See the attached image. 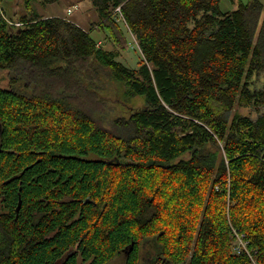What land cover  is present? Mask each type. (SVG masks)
<instances>
[{"label": "trees", "instance_id": "trees-1", "mask_svg": "<svg viewBox=\"0 0 264 264\" xmlns=\"http://www.w3.org/2000/svg\"><path fill=\"white\" fill-rule=\"evenodd\" d=\"M80 1L0 2V264H264L262 3Z\"/></svg>", "mask_w": 264, "mask_h": 264}, {"label": "rangeland", "instance_id": "rangeland-1", "mask_svg": "<svg viewBox=\"0 0 264 264\" xmlns=\"http://www.w3.org/2000/svg\"><path fill=\"white\" fill-rule=\"evenodd\" d=\"M6 0H0V2L4 3ZM13 4L10 3L11 10H15L14 14H24V15H32L35 14L37 16L42 17H64L68 20L77 23L83 29L87 30L90 27V23L95 21L96 14L93 13L91 6L86 1L80 0H57V1H49L46 3H38L36 1L30 2L28 5L24 3V0H13ZM220 0V9L222 11L234 10L237 7V3L239 0ZM245 2V0H240ZM264 6V0H259ZM9 3V2H8ZM76 4L75 6H73ZM91 36L94 39L99 41L102 39V35L92 33ZM129 42L131 43L130 48L126 51H121L120 60L128 65L133 66L136 62V52L133 50V39L128 37ZM109 47V46H108ZM6 80L3 81L5 83ZM121 97V95L117 96H108L104 98L106 102L114 103V98ZM115 264H119L118 261Z\"/></svg>", "mask_w": 264, "mask_h": 264}, {"label": "built area", "instance_id": "built-area-1", "mask_svg": "<svg viewBox=\"0 0 264 264\" xmlns=\"http://www.w3.org/2000/svg\"><path fill=\"white\" fill-rule=\"evenodd\" d=\"M11 24V23H10ZM11 25H15V26H20L21 24L19 23H15V24H11ZM244 243L241 241V239L237 236V240H236V247H235V251L239 252L240 249H244Z\"/></svg>", "mask_w": 264, "mask_h": 264}]
</instances>
